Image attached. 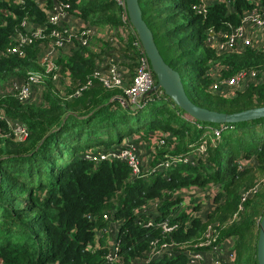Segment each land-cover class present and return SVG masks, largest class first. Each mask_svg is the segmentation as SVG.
Returning a JSON list of instances; mask_svg holds the SVG:
<instances>
[{
  "label": "trees",
  "instance_id": "obj_1",
  "mask_svg": "<svg viewBox=\"0 0 264 264\" xmlns=\"http://www.w3.org/2000/svg\"><path fill=\"white\" fill-rule=\"evenodd\" d=\"M39 1L0 0V111L11 125L26 129L19 138L0 118V264H104L106 238L97 233L106 225L104 212L122 219L119 264H133L153 242L157 248L173 246L176 252L158 254L147 264H189L184 249L227 238L232 264H256L258 222L264 211V117L230 124L197 121L160 89L162 99L154 107L145 108L153 93L140 108L118 102L114 98L123 97L122 89L104 86L93 72L112 56L123 69L124 86L131 83L136 70L132 36L123 39L116 33L115 44L107 38L121 26L124 7L115 0ZM59 2L97 32L85 37L84 44L75 42L69 54L56 51L54 61L67 80V93L61 97L37 59L40 40L20 44L15 39L39 26L44 36L55 28L47 12ZM194 2L138 0L160 55L178 72L187 97L198 106L226 113L264 106V51L246 47L216 53L205 46L206 29H222L225 21L237 24L251 6L246 0H231L229 13L219 2L205 14H196L190 8ZM178 14L186 15L184 23L175 22ZM192 26L195 34L191 29L185 37L194 42L182 49L185 37L176 40L171 33ZM197 44L202 47L198 54ZM13 46L16 52L10 51ZM162 51L170 54L169 61ZM251 71L256 80L243 89L227 95L211 91L215 78ZM35 72L42 74L40 103L23 101L6 89L9 81L26 82ZM235 126L236 134L224 133ZM127 135L148 142L141 153L147 150L152 164L174 161L147 176L133 177L124 161L83 158L90 147L110 149ZM245 139L252 142L243 144ZM200 145L202 151L197 150ZM236 151L242 152L238 160L233 159ZM151 200L156 201L152 213H136ZM201 200H208V205L197 214ZM150 216L151 225H143ZM164 218L167 232L156 225Z\"/></svg>",
  "mask_w": 264,
  "mask_h": 264
},
{
  "label": "built area",
  "instance_id": "obj_2",
  "mask_svg": "<svg viewBox=\"0 0 264 264\" xmlns=\"http://www.w3.org/2000/svg\"><path fill=\"white\" fill-rule=\"evenodd\" d=\"M34 1L36 3H40L39 0ZM115 1L118 5L123 6V0ZM230 1L231 0H195V2L191 4L190 8L196 14H205L210 5L224 2L227 7V13H229L231 12ZM246 1L251 7L242 12L237 24L232 25L229 21H225L224 27L222 29H214L213 27L206 29L205 46L212 48L216 53L239 52L246 47L264 51V44H261L264 42V4L259 0ZM67 7V4L59 2L47 12V21L49 24L55 26V28L51 29L45 36L40 31V26L39 28L35 29H31L32 27L28 28L27 30L31 29L30 32L27 31V33L23 35L18 34L15 36V39L18 40L20 44H31L33 40H40V42L37 44L39 49V55L37 59L43 73L50 74V78L54 86H56L58 83L62 86L67 85V80L61 74H59V66L54 61L56 51L62 50L63 52L69 54L70 51L75 47V42L84 44L85 37L89 38L97 34L93 27L84 24L80 19L69 14L67 12ZM120 19L121 26L116 30H111L107 35V38L111 40L113 44H115L116 39L114 36L116 33H118V35H120L123 39H126L130 35L132 36L130 49L136 54V70L134 76L132 77L131 83L127 87L124 86L121 77L123 69L120 68L119 61L112 56L106 59L101 69L93 72V77L99 80L106 87H117L122 89L123 97L117 96L114 98L118 102L124 104L125 102H128L133 108H140L143 106V102H146V92L150 89V87L153 86L154 75L149 67L145 55L143 54L137 37L127 20L125 10H121ZM260 36H262L261 41L259 39ZM10 51L16 52V47L13 46ZM255 75V72L251 71L239 72L228 78L217 77L211 84V91L214 93H220L221 95L230 94L235 90L243 89L248 82L255 81ZM41 82L42 74L35 72L29 74L26 82H19L16 80L9 81L6 84V89L14 92L15 95L23 101H36L37 103H40L41 99L38 92ZM86 85H89V81L86 82ZM152 93L154 94V97L161 95L160 90L158 89ZM75 94H77V92H75ZM0 118H3L7 124L13 128L14 134H16L19 138H22L25 135V127L20 125H11L1 111ZM213 132L216 134L218 131L213 130ZM156 144H161V140ZM143 149L144 148H137V159L139 162L142 160L141 152ZM202 149V145L197 147V150L199 151H202ZM134 150H136L134 143L127 140L124 141L120 148L112 147L106 150H95L90 153H85L83 158L93 162H99L102 160L124 161L129 167L131 176L133 177L147 176L148 174H151V172L160 170L167 166L168 163L174 161L166 159L154 164L151 163L150 166L146 168L147 172H143L142 169H139L137 162L138 160L133 159ZM139 153L141 154L140 157ZM145 158L150 162L146 156ZM182 161L185 162L186 158L184 157ZM255 189L256 187L250 191L253 192ZM249 192H246L245 195H247ZM155 206L156 201L151 200L138 208L136 213L147 215L148 213H152L154 211ZM101 219L103 222L106 221V225L97 233L99 235H101V233L104 234L106 238L105 243L107 252L104 255V264H119L121 263V258L118 256V229L121 225L122 219H111V216L105 212L102 213ZM142 222L145 226L151 225L153 222L152 216ZM156 225L160 226L164 232L170 230L167 218L162 219V221L156 223ZM110 234H112V237ZM109 237L110 241L108 240ZM228 242H230V246L226 248V244ZM172 247L173 246L163 245L157 248L153 242L151 243V247L145 251L141 258H136L131 263L147 264L153 258H155L156 255L163 252H165L168 256H171L176 252ZM231 247V239L227 238L215 244H210L209 241H206L204 243L198 244V246H194L192 249L186 248L182 251V253L189 264H200L202 258L206 254H209L207 251L214 255L215 264H232L234 254L231 251ZM211 254L209 255L211 256Z\"/></svg>",
  "mask_w": 264,
  "mask_h": 264
},
{
  "label": "water",
  "instance_id": "obj_3",
  "mask_svg": "<svg viewBox=\"0 0 264 264\" xmlns=\"http://www.w3.org/2000/svg\"><path fill=\"white\" fill-rule=\"evenodd\" d=\"M125 14L154 75L155 84L146 95L160 89L171 102L191 118L213 124L239 123L264 117V106L226 113L194 104L185 94L181 78L160 55L152 33L141 16L138 0H123ZM256 264H264V211L258 222L255 246Z\"/></svg>",
  "mask_w": 264,
  "mask_h": 264
},
{
  "label": "rangeland",
  "instance_id": "obj_4",
  "mask_svg": "<svg viewBox=\"0 0 264 264\" xmlns=\"http://www.w3.org/2000/svg\"><path fill=\"white\" fill-rule=\"evenodd\" d=\"M186 21V15L185 14H178V16H177V19H176V23H178V24H181V23H184ZM173 29V27L171 28V30ZM192 29V30H191ZM190 30L191 31H193V34H195V27L194 26H192V27H185L184 29H183V31L182 30H179V29H177V30H175V31H172V33H171V36H172V38L173 39H176L177 40V38L179 37V38H184L185 36H186V34H188V32H190ZM259 39H260V41H261V39H262V36H260L259 37ZM184 41H185V43L183 44V48L182 49H184V48H186V47H191V45L193 44V42H194V40L192 39L191 41H188L187 40V37H185L184 38ZM94 44V43H93ZM261 44H264V42L263 43H261ZM201 44L199 45V44H197V46H196V51H195V53L196 54H198L200 51H201ZM194 53V54H195ZM162 55H163V57H164V59L166 60V61H169L170 59L168 58L169 56H170V54L169 53H165V52H163L162 51ZM182 60V59H181ZM180 60V61H181ZM180 61H179V63H177V67L178 68H180V65H181V63H180ZM182 80L183 81H185L186 80V78L185 77H182ZM60 82H61V80H60ZM151 88V87H150ZM54 90L57 92V94L61 97V96H63L64 95V93L66 92V88L65 87H63L61 84H57L55 87H54ZM67 93V92H66ZM161 99H162V96H158V97H154L153 95H151V97H149V99H148V101H147V103H146V105H145V108H149V107H154V106H156L157 104H159L160 103V101H161ZM145 104V102H143V105ZM245 126H247V125H245ZM237 129H239V127H237V126H235V128L233 129V130H229V131H224V133H227V132H230V133H234V134H236V130ZM132 136V137H131ZM137 136V135H136ZM104 137H106V136H103V138ZM102 138V137H101ZM255 139H254V142H257L258 141V139H259V137L257 136V134H255V137H254ZM127 140H129V141H132L133 143H134V145H135V149L136 150H134V153H133V159H137L138 158V151H137V148H139V149H142V148H144V146L146 147L147 145H148V142L147 141H138L137 140V137H134L133 135H127L126 137H123L122 139H121V141L118 143V144H112L111 146H115V148H120L121 147V145L124 143V141H127ZM233 142V141H232ZM243 142V144H250L251 142H252V140H247V139H245L244 141H242ZM100 149H102V146L101 147H94V148H89L88 149V152H86V153H90V152H93V151H95V150H100ZM103 150V149H102ZM136 151H137V153H136ZM82 155V154H81ZM140 153H139V157H140ZM145 155H147V150H145L144 151V155H142L141 157H142V160H141V162H143V163H141V162H139V160L137 161L138 162V166H139V169H142L143 170V172H147L146 171V168L147 167H149L150 166V164H151V162H149V161H147L146 160V158H145ZM242 155V152L240 151V152H238V151H236V154H235V158H233L234 160H238V159H240L241 156ZM146 161V162H145ZM238 163H241V161L239 160L238 161ZM145 169V170H144ZM256 178V177H255ZM192 189H188L187 191H191ZM205 205H208V200H206V201H204V200H201V210L199 211H196L195 213H197V214H202V210H204V209H206L205 208ZM194 212V211H193ZM110 236L112 237V234H110ZM108 240L110 241V237L108 238ZM230 246V242H228L227 244H226V248H228ZM225 248V249H226ZM209 254H211L209 251H207ZM209 254H206L203 258H202V260L200 261V264H215L214 263V261H215V257H214V255L213 254H211V256L209 255Z\"/></svg>",
  "mask_w": 264,
  "mask_h": 264
},
{
  "label": "crops",
  "instance_id": "obj_5",
  "mask_svg": "<svg viewBox=\"0 0 264 264\" xmlns=\"http://www.w3.org/2000/svg\"><path fill=\"white\" fill-rule=\"evenodd\" d=\"M132 137V136H131Z\"/></svg>",
  "mask_w": 264,
  "mask_h": 264
}]
</instances>
